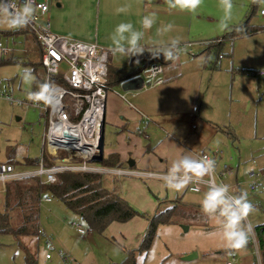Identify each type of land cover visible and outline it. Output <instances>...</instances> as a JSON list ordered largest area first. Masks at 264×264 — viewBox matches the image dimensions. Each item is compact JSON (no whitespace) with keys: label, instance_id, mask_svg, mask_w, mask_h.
Wrapping results in <instances>:
<instances>
[{"label":"rangeland","instance_id":"rangeland-1","mask_svg":"<svg viewBox=\"0 0 264 264\" xmlns=\"http://www.w3.org/2000/svg\"><path fill=\"white\" fill-rule=\"evenodd\" d=\"M263 3L264 0H232L231 12L226 16L221 0H201L197 10L190 12L191 29L185 32V40L192 43L219 40L229 27L246 21H249V28H263L264 18L259 13ZM0 40L13 50L9 56H0V91L13 96L12 101L0 99V163L13 160L19 162L18 167L23 170H31L34 167H23L22 164L26 160L37 161L42 153L46 154L45 133L49 124L48 114L35 106L36 101L28 98L29 92L38 91V80L45 83L42 52L26 26L11 29L0 21ZM206 49V44L186 45L182 52L175 55V59H164V65L161 64V79L168 74L167 70L177 68L185 73L182 80L192 82V98L195 99L194 91H198L196 96H199L198 103L193 100L189 108L185 103L181 106L182 113L193 118V133L185 140L186 148H174L170 150V156L176 160L184 153L194 156L189 149L197 154L217 149L223 154L224 164L217 168L216 174L226 165L234 172L238 170L239 183L247 185L255 180L264 185V77L252 75L264 72V31L224 40L222 58L216 71H212L217 61L216 50H211L206 60ZM231 53L232 58L229 56ZM10 60L12 62L6 63ZM26 68L32 70L31 84L22 79ZM203 74L206 78L199 81ZM160 92L155 90L154 94L159 95ZM204 98L208 117L214 121L205 128L200 121L203 116H199L197 111ZM193 106H196L194 111ZM175 119L177 117L170 120ZM150 128L152 122L149 123ZM227 129L237 140H232ZM109 133L107 129L106 141L109 140ZM152 167L125 166L130 171L166 172ZM251 174L259 177H252ZM233 180L226 178L223 183L231 185ZM217 183L221 182L217 180ZM27 184H33V181ZM103 185L108 190L116 188L120 196L123 195L122 198L145 217H136L127 223H112L103 233L89 232L80 218L62 202L51 199V203H46V196L42 197L39 206L40 230L50 236L56 249L74 264H123L128 253L137 250L145 237L149 226L147 218L166 213L177 204L176 200L178 204L182 203L179 208L184 212L176 208L160 216L170 218L172 222L157 228L148 252L137 253V264H226L233 256L238 264H263L262 255L257 254L253 240L255 227L264 224V192L247 198L253 205V211L243 221L249 240L244 248L231 250L224 248L219 238L209 235L216 225L201 212L199 204L206 189L198 194L192 193L187 184L177 192L169 190L163 181L156 179L114 177L109 173H104ZM3 189L0 184V210H3ZM12 223L15 227L18 225L14 220ZM78 226L85 232H80ZM26 252L34 257L37 264H64L55 253H51V259L46 258L50 252L42 235L16 238L0 234V264H25Z\"/></svg>","mask_w":264,"mask_h":264},{"label":"crops","instance_id":"crops-1","mask_svg":"<svg viewBox=\"0 0 264 264\" xmlns=\"http://www.w3.org/2000/svg\"><path fill=\"white\" fill-rule=\"evenodd\" d=\"M42 1H48L49 3L50 10L48 18L51 23V31L54 34L72 40L96 44L110 50V72L114 69H119V72L123 75L131 74L135 69L132 66V57H138V66L143 67L146 64L144 59L145 55L151 54V52L155 51L157 48H166L172 39H177L178 46L184 45V49L186 45H205L209 42L202 41L199 43H192L189 42L190 40H185V32L191 29L192 15L187 10L170 7L169 0ZM117 9H124V11L118 12ZM149 13L156 14L155 23H153L151 28L144 29L140 21L143 16ZM122 21H130L134 28L143 32L141 44L145 51L142 54L135 56H131L130 54L122 55L113 50L110 35L115 26ZM169 25H171V27H169ZM157 29L159 32H157ZM204 56L206 58V52H204ZM229 56L232 58V53L229 54ZM161 59V64L164 65L163 55H161ZM150 66L151 64L146 66L140 74L133 78L139 76L144 77L145 72ZM206 66L207 65H205V67ZM216 70L213 69L212 71ZM167 71L168 74L166 73L165 76L162 77L163 83L153 87L156 88V91H161L159 95H156V93L154 94L155 90H143L147 88H143L142 91L124 92L122 90L123 83L120 85L110 84L112 91L109 93L106 103L105 126L103 132V157H107L111 154L118 155L121 167L119 169L107 170H121L140 175L151 173L154 174V177L143 176L140 178H151L162 181L160 177L163 173L139 171L135 169L130 171L127 170L125 166L127 165L130 168H135L136 166L145 167L146 165H153L152 168L154 169L167 171L173 161L172 159H174L170 156V150H174V148H186L185 140L189 139L193 133L191 128L193 118H191V115L182 113L181 106L185 103L189 108L193 100L195 103H198L199 96H196L198 91H194L195 99H193L191 96V92L193 91L191 87L192 82L189 83V81L182 80L185 73L177 70V68ZM133 78L128 80H132ZM204 78H206V74L205 76L204 74L201 75L199 81ZM111 82L114 83L113 81ZM192 108L194 111L196 106ZM197 111L199 116H203L200 121L203 123L204 128L208 127L207 125L213 124L214 121L209 119L211 117H208L205 98L200 103ZM175 117H177V119L170 120ZM151 122L152 128L148 129L149 123ZM107 129L110 132V136L109 140L107 139L106 141ZM226 131L233 141L237 140L236 136H234L229 129ZM189 151L193 152L195 158H199L204 153L214 154L215 152H219L218 168H221L220 165L224 164L223 154L217 149L204 150L201 154H197L191 149H189ZM90 163L95 166L99 164L93 161ZM130 164H133L132 167ZM237 173L238 170H236L232 177H229L235 179L232 184L236 182L239 183ZM251 176L253 177L252 174ZM114 177L120 176L114 175ZM241 184L246 185V183ZM89 232H91V230ZM256 251L260 255L258 248H256ZM233 258L235 257L233 256Z\"/></svg>","mask_w":264,"mask_h":264},{"label":"built area","instance_id":"built-area-1","mask_svg":"<svg viewBox=\"0 0 264 264\" xmlns=\"http://www.w3.org/2000/svg\"><path fill=\"white\" fill-rule=\"evenodd\" d=\"M17 7L23 5L24 0H12ZM35 7L34 19L26 25L34 36L42 52V66L45 71L44 80L55 90L57 102L53 105H45L42 102L35 106L42 109L49 116V124L45 133L46 154L34 165V169H17L9 163H0V184L15 180H23L27 183L32 178H38L41 185L54 184L58 174L64 172H94L109 173L118 176L154 177V174H135L121 170H107L91 164L101 153V141L105 126L106 103L109 93L112 91L108 84V66L110 50L66 37L58 36L51 31V23L48 18V1L33 0ZM260 16L264 18V3L260 8ZM179 52L184 47L177 46ZM13 53L10 47H6L0 40V56L5 57ZM55 54V55H53ZM163 73L161 64H152L144 74V88H152L163 83L160 75ZM256 77H264V72L252 73ZM0 99L12 101L13 96L8 92L0 91ZM195 110V109H194ZM46 155L53 161L52 166H46ZM219 152L214 154L204 153L199 158H211L215 161L214 171L202 181L192 180L189 190L192 193H201L207 189V182H224V179L232 177L234 171L228 166L222 167L216 174L219 162ZM253 177H259L252 174ZM217 179V180H216ZM234 194L242 190L250 195L258 196L264 192L263 182L251 181L245 187L241 183L229 185ZM43 197V196H42ZM42 198L40 199L41 203ZM45 202H51L46 196ZM80 232L84 230L78 226ZM85 232V231H84ZM40 235L45 239V244L50 252L46 258L51 259V253H55L64 264H74L68 260L61 250H57L51 238L40 230ZM255 247L257 244L253 240ZM258 254V252H257ZM226 264H238L233 258Z\"/></svg>","mask_w":264,"mask_h":264},{"label":"trees","instance_id":"trees-1","mask_svg":"<svg viewBox=\"0 0 264 264\" xmlns=\"http://www.w3.org/2000/svg\"><path fill=\"white\" fill-rule=\"evenodd\" d=\"M248 22L241 23L234 27H229L225 36L219 40L207 42L206 59L211 53V50H216L217 61L213 64L212 69H217L220 59L222 58L223 41L230 38L246 37L264 31L263 28H249ZM229 31V32H228ZM135 68L129 75H123L119 69H114L110 72L108 66V84L120 85L128 79H131L142 72V70L152 64H161V56L145 55L146 64L143 67L138 66V57H132ZM12 62L7 61L6 63ZM113 81L114 83H112ZM43 84L40 80L36 82V90H39V85ZM46 166H52L53 161L44 155ZM38 161V160H37ZM37 161L26 160L22 166L34 167ZM6 163L12 164L15 168H20L19 162L9 160ZM98 164V163H97ZM98 166L106 169H119L121 163L119 156L111 154L103 157ZM103 173L94 172H64L58 174L57 182L54 184L41 185L38 178H32L33 184H27L23 180H15L5 184L2 191L3 195V210H0V234H10L16 238L23 236L38 237L40 236V199L42 196H48L56 199L64 204V206L80 218V220L91 231L103 233L112 223H127L136 217H145L144 214L135 210L125 199H123L116 188L108 190L103 185ZM30 180V181H31ZM177 204L166 213L179 209ZM163 214H155L153 217H148L149 226L145 237L143 238L137 250L130 251L123 264H137L136 256L138 254L147 253L151 247L152 241L156 235L157 228L163 224H170V218L160 217ZM17 215V218L15 217ZM16 218V219H15ZM13 220L18 224L13 226ZM254 238L257 244L259 253L262 255L264 264V224L255 227ZM254 245V244H252ZM251 245V246H252ZM250 246V244H249ZM25 264H37V261L32 255L26 252Z\"/></svg>","mask_w":264,"mask_h":264},{"label":"clouds","instance_id":"clouds-1","mask_svg":"<svg viewBox=\"0 0 264 264\" xmlns=\"http://www.w3.org/2000/svg\"><path fill=\"white\" fill-rule=\"evenodd\" d=\"M201 0H169V6L194 12L197 10ZM221 6L225 15H229L232 9V0H221ZM118 12L124 9H117ZM35 16L33 0H24L22 6L17 7L12 0H0V21L8 28H22L29 24ZM155 13H149L142 17L140 24L142 28H151L155 23ZM223 24L224 21L222 20ZM171 27V25H169ZM157 32L159 30L157 29ZM143 32L134 28L128 22L118 23L110 39L113 50L120 54H130L135 56L142 54L145 49L141 44ZM178 40L172 39L166 48H157L151 52L153 56L163 55L164 59H175L179 51ZM22 79L25 83L31 84L33 81L32 70L26 68L23 71ZM28 98L45 105H53L57 102L55 90L48 83L39 85V90L29 92ZM215 169V161L211 158H195L190 154H184L179 159L173 160L167 171L161 174L164 185L173 191H182L192 180L202 181ZM201 212L214 221L216 228L209 233L222 241L223 247L231 250L244 248L249 240L248 230L243 224L245 218L253 211V205L247 199V193L241 191L234 194L228 184L207 182V189L199 199Z\"/></svg>","mask_w":264,"mask_h":264},{"label":"water","instance_id":"water-1","mask_svg":"<svg viewBox=\"0 0 264 264\" xmlns=\"http://www.w3.org/2000/svg\"><path fill=\"white\" fill-rule=\"evenodd\" d=\"M145 82H144V78L142 76L133 78L132 80H128L126 82H123L122 84V90L124 92H132V91H139L142 90L144 88ZM103 141L104 138L102 137V141H101V153L98 157H96L93 162L95 163H101V161L103 160ZM133 164H130V166L132 167ZM188 228H185V230H187Z\"/></svg>","mask_w":264,"mask_h":264},{"label":"snow or ice","instance_id":"snow-or-ice-1","mask_svg":"<svg viewBox=\"0 0 264 264\" xmlns=\"http://www.w3.org/2000/svg\"><path fill=\"white\" fill-rule=\"evenodd\" d=\"M53 55H55V54H53Z\"/></svg>","mask_w":264,"mask_h":264}]
</instances>
